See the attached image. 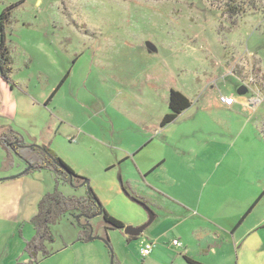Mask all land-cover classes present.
<instances>
[{"label": "rangeland", "instance_id": "1", "mask_svg": "<svg viewBox=\"0 0 264 264\" xmlns=\"http://www.w3.org/2000/svg\"><path fill=\"white\" fill-rule=\"evenodd\" d=\"M19 1L0 0V17L5 7ZM219 5L214 0H25L12 10L6 31L14 87L21 80L41 94L68 74L54 102L60 108L55 114L67 124L53 149L71 168L89 172L91 176L86 177L92 178L94 192L107 199L105 203L100 200L107 212L130 218L136 211L110 202L98 188L102 178H113L111 175L118 182L120 177L124 181L123 175L102 168L104 147L108 146L112 155L117 151L113 146L127 148L151 138L146 126L158 124L170 111L171 89L187 94L193 102L190 110L170 124L172 150L186 142L197 146L214 133L221 141L229 139L224 128L211 122L248 120L243 115L200 109L209 103L211 90L212 97L219 90H232L240 96L238 90L243 85V96L258 106L254 119L260 121L264 134V0H249L246 10L235 16L226 14ZM147 42L155 49L150 51ZM245 131L241 141L263 154V159L264 148L257 147L259 142L248 128ZM162 143L163 134L156 136L142 155L163 153ZM32 171L31 177L36 170ZM48 171L42 170L44 180L40 182L50 185L48 192H52L56 179ZM137 184L140 190L148 191L141 182ZM125 187L127 195L137 202L133 203L149 215L142 205L149 207L147 201L134 197ZM59 189L65 195L85 194L69 183L60 184ZM260 190L259 194L264 193V185ZM152 198L164 201L161 194ZM85 224L91 226L85 241L91 235L96 237L88 244L79 240L85 234ZM22 226L7 220V243L11 241L13 249L15 239L9 233L16 231L20 238L29 240L36 235L32 222L24 224L23 236ZM51 229L55 241L46 243L50 254L39 256L37 264H112V260L119 264L118 254L122 253L132 257L134 264H141L140 240L128 242L124 229L112 227L103 216L88 223L84 217L66 214Z\"/></svg>", "mask_w": 264, "mask_h": 264}, {"label": "crops", "instance_id": "2", "mask_svg": "<svg viewBox=\"0 0 264 264\" xmlns=\"http://www.w3.org/2000/svg\"><path fill=\"white\" fill-rule=\"evenodd\" d=\"M60 83L56 86L53 84L48 91L39 94L21 80L17 81V86H12L0 74V129L12 128L27 145H47L53 149L57 136L63 133V127L67 124L55 114L56 110H60L54 104L61 88ZM58 86L57 92L49 100ZM210 93L212 90L208 92L209 103L203 104L200 109L248 117V120L240 122H209L224 128L229 139L221 141L214 133L212 137L198 141L197 146L186 142L185 145L177 144L174 150L170 149L172 144L169 140L173 137L170 124L193 107L191 98L184 93L190 98L191 105L165 125L161 124L163 118L158 124L145 125L152 134L151 138L137 141L127 148L113 146L112 149L117 151L112 155L108 146L103 149L106 158L102 168L123 175L125 183L121 177L118 182L111 175L113 178H102L98 188L110 202H118L117 206H131L136 211L130 218L108 213L125 226L138 227L149 220V215L127 195L125 185L135 194L134 197L146 200L155 211L154 221L140 236L125 233L128 242L133 238L140 240L141 264H191L188 258L203 264H264V207L261 205L264 204V193L259 194L260 186L264 185V158H261L263 154L260 152L253 151L245 140L241 141L248 128V133L259 142L257 147L264 148L260 121L254 119L258 106L252 105L251 99L243 94L237 96L232 90H219L214 97ZM220 95H233L236 102L225 105L220 102ZM162 134L163 153L151 157L142 155L143 149ZM238 141L239 151L235 153ZM25 151L29 157L36 155L35 151ZM15 158L22 161H15ZM0 161V264H25L29 260L25 251V242L29 237L22 239L16 231L9 233L15 239L16 247L13 249L11 241L7 243V220L23 224L20 230L23 236L24 224L32 222L38 212L36 207L39 201L51 186L40 182L44 180L41 179L44 169H34L36 171L31 177L33 171H26L28 164L25 160L1 144ZM72 167L79 175L91 176L83 168ZM136 175L139 178L137 181ZM53 177L55 180V175ZM91 181L92 178L89 184ZM138 182L144 184L148 191L140 190ZM81 190L84 192L85 188ZM158 194L163 196V203L152 198ZM98 195L105 203L107 199ZM174 240L180 244H173ZM90 241L88 239L80 243L88 244ZM149 242L153 243L152 250L143 256L142 249ZM99 249L102 250L100 245ZM118 260L119 264H134L132 257L127 254H118Z\"/></svg>", "mask_w": 264, "mask_h": 264}, {"label": "trees", "instance_id": "3", "mask_svg": "<svg viewBox=\"0 0 264 264\" xmlns=\"http://www.w3.org/2000/svg\"><path fill=\"white\" fill-rule=\"evenodd\" d=\"M25 0H20L15 4H11L2 10L0 17V74L1 76L14 86L11 78L13 71V58L10 55L9 40L7 38V26L12 16V10L15 6L23 3ZM220 3V8L226 14L235 16L246 10L249 0H214ZM223 6V7H221ZM68 76L65 75L60 85ZM59 86L50 95L49 100L53 98ZM191 100L183 92L171 89L169 106L171 112L167 113L161 124L165 125L173 121L179 113L191 105ZM0 144L8 151L14 152L20 158L29 164L27 171L34 169H48L52 171L56 179V188L52 192L45 194L38 206L37 214L32 218V223L36 230V235L26 242L25 251L29 256V261L25 264H37L40 260L39 256L47 257L50 253L47 249V242H54L55 237L52 233V225L64 215L70 214L74 217H84L88 223L98 215H102L104 220L114 228L124 229L125 224L110 215L103 207L100 199L91 188L89 179L85 176L77 174L71 166H69L52 148L47 145H27L22 136L12 128L0 129ZM32 150L36 155L29 157L25 150ZM69 183L75 188H85L83 195H65L59 185ZM254 206V205H253ZM250 208V210L253 208ZM242 220H240L241 222ZM85 234L80 236L79 240H86L88 231L91 230L89 224L82 225ZM191 264H203L189 259Z\"/></svg>", "mask_w": 264, "mask_h": 264}, {"label": "water", "instance_id": "4", "mask_svg": "<svg viewBox=\"0 0 264 264\" xmlns=\"http://www.w3.org/2000/svg\"><path fill=\"white\" fill-rule=\"evenodd\" d=\"M147 47L148 49L151 51V50H154L155 47L153 46V44H151L150 42H147ZM246 92V88L244 86H241L238 90V93L239 94H244ZM28 170V169H27ZM26 170V171H27ZM142 205L149 211V220L144 223L143 225L141 226H138V227H135V226H131V225H127L125 226L124 228V232L127 234V235H130V236H140L151 224L152 222L154 221L155 219V214L150 210V208L145 204V203H142ZM96 237H93V235H91L89 237L90 240H93L95 239ZM113 260H112V264H113Z\"/></svg>", "mask_w": 264, "mask_h": 264}, {"label": "built area", "instance_id": "5", "mask_svg": "<svg viewBox=\"0 0 264 264\" xmlns=\"http://www.w3.org/2000/svg\"><path fill=\"white\" fill-rule=\"evenodd\" d=\"M219 100L221 103L229 106L233 105L236 102V98L233 95H220ZM173 244L179 245L180 243L178 240H174ZM152 247H153L152 242L147 243L145 247L142 249L143 256H147L148 254H150Z\"/></svg>", "mask_w": 264, "mask_h": 264}]
</instances>
